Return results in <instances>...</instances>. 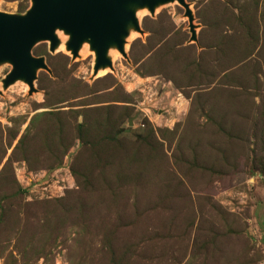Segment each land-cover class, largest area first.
Returning a JSON list of instances; mask_svg holds the SVG:
<instances>
[{"label": "rangeland", "instance_id": "obj_1", "mask_svg": "<svg viewBox=\"0 0 264 264\" xmlns=\"http://www.w3.org/2000/svg\"><path fill=\"white\" fill-rule=\"evenodd\" d=\"M185 2L93 79L61 31L30 95L0 65V264H264V0Z\"/></svg>", "mask_w": 264, "mask_h": 264}, {"label": "water", "instance_id": "obj_2", "mask_svg": "<svg viewBox=\"0 0 264 264\" xmlns=\"http://www.w3.org/2000/svg\"><path fill=\"white\" fill-rule=\"evenodd\" d=\"M174 2L183 8L189 42L196 43L197 26L185 0H30L23 14L0 12V65L11 67L1 81L2 89L21 81L27 85L29 95L34 92L37 71L50 74V70L44 57L32 55V48L48 42V50L53 53L60 46L57 31L67 36L64 47L72 60L88 44L94 55L92 79L100 70H111L109 51L116 50L127 58L126 38L131 31L142 34L136 12L147 9L152 16L157 7Z\"/></svg>", "mask_w": 264, "mask_h": 264}]
</instances>
